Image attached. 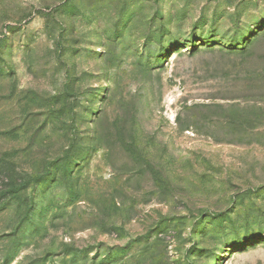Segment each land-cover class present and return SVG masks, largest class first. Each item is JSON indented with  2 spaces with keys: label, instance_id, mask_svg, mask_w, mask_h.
Returning a JSON list of instances; mask_svg holds the SVG:
<instances>
[{
  "label": "rangeland",
  "instance_id": "obj_1",
  "mask_svg": "<svg viewBox=\"0 0 264 264\" xmlns=\"http://www.w3.org/2000/svg\"><path fill=\"white\" fill-rule=\"evenodd\" d=\"M0 264H264V0H0Z\"/></svg>",
  "mask_w": 264,
  "mask_h": 264
}]
</instances>
